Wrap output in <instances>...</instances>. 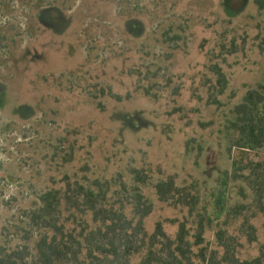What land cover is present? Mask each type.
I'll list each match as a JSON object with an SVG mask.
<instances>
[{
	"label": "rangeland",
	"instance_id": "1",
	"mask_svg": "<svg viewBox=\"0 0 264 264\" xmlns=\"http://www.w3.org/2000/svg\"><path fill=\"white\" fill-rule=\"evenodd\" d=\"M260 84L264 9L255 0H0V245L25 244L10 232L43 193L85 177L131 182L136 168L152 183L148 234L162 223L173 237L186 222L188 207L161 202L153 188L173 177L196 188L199 211L222 199L210 250L222 258L224 228L239 261L260 257L264 212L234 173L238 159L261 161L264 149L230 152L226 131Z\"/></svg>",
	"mask_w": 264,
	"mask_h": 264
},
{
	"label": "trees",
	"instance_id": "2",
	"mask_svg": "<svg viewBox=\"0 0 264 264\" xmlns=\"http://www.w3.org/2000/svg\"><path fill=\"white\" fill-rule=\"evenodd\" d=\"M228 1V0H226ZM260 10L264 0H255ZM179 39V36H176ZM236 52V50H235ZM220 94H224L228 80L220 67ZM234 118L226 124L229 137H234L230 147L242 155L264 149V84L250 89L242 102L233 110ZM73 160L69 156L66 161ZM235 179H243L254 195L255 203L264 212V159L255 161L241 158L236 161ZM131 182L124 176L110 180L83 178L68 182L66 188L49 190L39 197V205L26 211L10 235L25 242L11 248L8 241L0 245V264H264V247L261 256L241 262L235 255L227 229L216 233L219 248L210 250L206 244V232L222 213V199L213 197L206 202L211 209L199 211V195L192 193L195 187H179L173 177L153 185L161 202L180 203L189 209L186 222H181L171 236L163 224L158 223L153 234L146 230V220L153 213L154 204L144 194L152 185L145 170L133 168ZM69 181V177L66 176ZM223 187L228 183L223 181ZM177 199V201H176ZM246 205L232 208L225 215L223 225L243 214ZM251 239L255 229L250 226ZM10 243V242H8Z\"/></svg>",
	"mask_w": 264,
	"mask_h": 264
}]
</instances>
